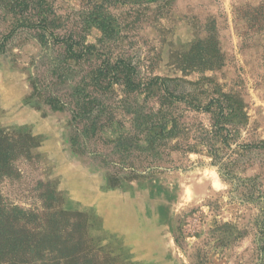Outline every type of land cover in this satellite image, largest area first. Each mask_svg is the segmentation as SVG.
Returning <instances> with one entry per match:
<instances>
[{"label":"rangeland","instance_id":"rangeland-1","mask_svg":"<svg viewBox=\"0 0 264 264\" xmlns=\"http://www.w3.org/2000/svg\"><path fill=\"white\" fill-rule=\"evenodd\" d=\"M0 264H264V0H0Z\"/></svg>","mask_w":264,"mask_h":264},{"label":"trees","instance_id":"trees-1","mask_svg":"<svg viewBox=\"0 0 264 264\" xmlns=\"http://www.w3.org/2000/svg\"><path fill=\"white\" fill-rule=\"evenodd\" d=\"M22 4H23V2H22ZM35 6H38V7H41L42 6L43 7V5L39 1H38V3ZM40 12L44 13V11L42 9L40 10ZM44 21H46L45 18H44ZM44 21H39V25L43 29V30H41V33L38 35L40 37V39H41L40 40V43H42V44H43V41L42 40H45L46 39V36H47L46 35V33H47V27L44 26L45 25ZM49 35H52V33L49 32ZM68 48H71V47L68 46ZM123 78H124V82L126 83V85H130L131 84V82H130L131 79H130V77L128 75H124ZM90 110H87V111H89V114L91 115L92 112ZM90 115L89 116H86L85 114H83V115H81L82 116L81 118L84 119V120H86V121H88V119H90ZM76 118H77V115L74 114V116L72 117V119L75 120Z\"/></svg>","mask_w":264,"mask_h":264}]
</instances>
